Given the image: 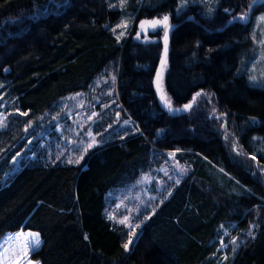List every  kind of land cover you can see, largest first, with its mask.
Here are the masks:
<instances>
[{
  "label": "trees",
  "instance_id": "1",
  "mask_svg": "<svg viewBox=\"0 0 264 264\" xmlns=\"http://www.w3.org/2000/svg\"><path fill=\"white\" fill-rule=\"evenodd\" d=\"M251 2L218 0L208 16L201 2L176 13L180 0H0V112H9L0 127V239L38 231L31 258L41 264H264V86L241 70L253 39L239 14ZM166 13L179 24L160 73L164 101L195 96L177 116L154 82L163 29L148 41L118 31L123 19L136 29ZM70 94L81 104L68 113ZM89 107L96 142L67 160L57 126ZM169 150L188 172L132 239L108 216V192Z\"/></svg>",
  "mask_w": 264,
  "mask_h": 264
},
{
  "label": "rangeland",
  "instance_id": "2",
  "mask_svg": "<svg viewBox=\"0 0 264 264\" xmlns=\"http://www.w3.org/2000/svg\"><path fill=\"white\" fill-rule=\"evenodd\" d=\"M190 2L203 3L205 12L213 14L218 0H180L176 13L184 11ZM164 17H168L167 21ZM134 22L133 18L123 19L121 25L118 26L120 36L128 37L136 31V38L148 41L153 39L150 31L161 28L164 35L172 19L171 13L143 19L139 21L136 29H134ZM250 25L253 56L252 59L246 57L241 70L248 74L252 84L264 86V10L255 14ZM163 81V75H161L159 85L162 96L166 94ZM62 103L72 105L67 109V112L71 113L72 108L80 107L81 99L77 94H70L63 98ZM167 104L172 106L169 100ZM8 113L0 112V127L6 125ZM97 117V110L89 107L77 115L70 114L71 121L65 126L60 123L57 127L62 132V143L58 148V154L67 156V160H80L87 149L96 142L92 128ZM85 125L88 128L85 129ZM260 149L264 151V136ZM176 151H167L165 160L159 166L142 173L131 185L113 188L108 192V216L114 222L124 224L132 232V239L140 231L148 214L157 208L161 200L171 194L173 187L188 172L186 164L175 157ZM41 244L42 237L36 230L20 229L7 232L0 239V264H41L40 261L31 258V252L39 248Z\"/></svg>",
  "mask_w": 264,
  "mask_h": 264
},
{
  "label": "water",
  "instance_id": "3",
  "mask_svg": "<svg viewBox=\"0 0 264 264\" xmlns=\"http://www.w3.org/2000/svg\"><path fill=\"white\" fill-rule=\"evenodd\" d=\"M256 1H258L259 3L263 2V0H252L251 4L249 5L248 14H241L242 17H243V20L245 21V23H249V21L251 20L253 6H254ZM186 18L187 19L195 18V16H194V14H191L190 16H188ZM232 18L233 17H231L229 19V21L224 26H221L219 29H223L225 26H228L231 23ZM178 24H179V22H171V24L168 25V27L166 28V30L164 32V35H163V38H162L163 39V43H164L163 52H162V55H161V58H160V62H159V65H158V68H157V71H156V74H155V78H154L156 91H157V94H158V97H159V100H160V103H161L162 107L165 109V111H167L168 113H170V114H172L174 116H177V115H180V114H183V113H186V112L190 111L192 109L194 101H195V96H194L190 101H188L185 104H182V105L178 104V105L170 106L164 101L163 96H162V92H161V89H160V85H159L160 73H161L162 68H163V66H164V64L166 62L167 57H168V51H169V47H170V34H171V31H172V28H174ZM185 106H188V107H185Z\"/></svg>",
  "mask_w": 264,
  "mask_h": 264
},
{
  "label": "flooded vegetation",
  "instance_id": "4",
  "mask_svg": "<svg viewBox=\"0 0 264 264\" xmlns=\"http://www.w3.org/2000/svg\"><path fill=\"white\" fill-rule=\"evenodd\" d=\"M258 2V1H257ZM256 3V2H255ZM259 3V2H258ZM255 5V4H254ZM215 8V7H214ZM215 10V9H214ZM255 10H254V6H253V10H252V18H251V20L249 21V23H245V21L243 20V17H242V15L241 14H246V13H248V11L246 12V13H240L239 15V17H240V19L243 21V23H245V24H250L252 21H253V18H254V16H255V14L256 13H259V11L258 10H256L255 12H254ZM213 13H214V11H213ZM207 14V13H206ZM208 16H212L213 14H207ZM232 21H233V18H232ZM231 21V22H232Z\"/></svg>",
  "mask_w": 264,
  "mask_h": 264
},
{
  "label": "snow or ice",
  "instance_id": "5",
  "mask_svg": "<svg viewBox=\"0 0 264 264\" xmlns=\"http://www.w3.org/2000/svg\"><path fill=\"white\" fill-rule=\"evenodd\" d=\"M168 17H164V20L167 21ZM188 107V106H185ZM178 111V110H177ZM125 248H127V245H125Z\"/></svg>",
  "mask_w": 264,
  "mask_h": 264
}]
</instances>
